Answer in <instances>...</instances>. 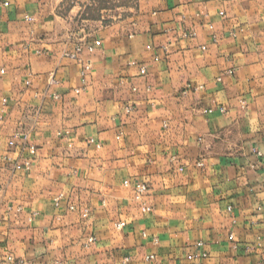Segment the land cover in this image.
Listing matches in <instances>:
<instances>
[{
    "label": "crops",
    "instance_id": "0c3cea01",
    "mask_svg": "<svg viewBox=\"0 0 264 264\" xmlns=\"http://www.w3.org/2000/svg\"><path fill=\"white\" fill-rule=\"evenodd\" d=\"M135 2L0 0V263L264 264V0Z\"/></svg>",
    "mask_w": 264,
    "mask_h": 264
},
{
    "label": "built area",
    "instance_id": "2783aa9c",
    "mask_svg": "<svg viewBox=\"0 0 264 264\" xmlns=\"http://www.w3.org/2000/svg\"><path fill=\"white\" fill-rule=\"evenodd\" d=\"M5 4H8V3H5ZM27 18L31 19L30 17H27ZM191 35H193V33ZM100 44H101V42L99 40H96L95 46L94 45H87V44H85L84 40H82V41H78L76 43L75 48H74L73 51H66L64 53V56L72 58V59H75L82 65L81 75H82V79H83L84 82L86 81V78H87L88 74L92 70V65L89 62L83 61V59L80 58V56H81L82 52L85 51V50L89 51V52H93L95 50L96 46L100 45ZM4 73H5V70L1 69L0 70V77ZM141 73L142 74H146V67L145 66L141 67ZM27 83L29 84L30 82L27 81ZM14 144H15L14 141H10V145H14ZM30 152H31L32 155H34L36 153V148L34 146H32L30 148ZM34 165H35L34 159L33 160L29 159L25 163V167L26 168H31ZM125 184L126 185H131L133 187L134 193H135L134 197L138 201L139 200H143L146 197V194L148 193V190H149V185L147 183H144V182L135 181V183L132 184L131 181L127 180V181H125ZM72 209H74V206H72ZM149 209H150V207H148L147 205L143 206V210L144 211H147ZM258 210L259 211H263L264 207L263 206H258ZM229 211H232V207H229ZM125 225H126L125 221H121V222L116 224L117 228H122ZM231 238L233 239L234 236L231 235ZM93 241H95V238L94 237H89L88 242H93ZM261 241H262V238L259 237L258 238V244L259 245H261ZM203 245H204L203 242H198L197 243V246H199V247H202ZM206 257H208V253L206 251H200L199 253L190 252L188 254V258L194 260L195 264H202L201 263V259L206 258ZM148 258L151 259V258H154V256L150 255ZM0 264H29V262L26 259H24V258L17 257L14 254H9V255L6 256V258L3 261H1Z\"/></svg>",
    "mask_w": 264,
    "mask_h": 264
},
{
    "label": "rangeland",
    "instance_id": "374dc122",
    "mask_svg": "<svg viewBox=\"0 0 264 264\" xmlns=\"http://www.w3.org/2000/svg\"><path fill=\"white\" fill-rule=\"evenodd\" d=\"M113 3V2H112ZM124 5H126V6H131V7H135L136 6V2H135V0H116V6L118 7V6H124ZM96 15V13L95 12H90V17H92V16H95ZM108 19V18H107ZM110 20V19H109ZM81 26V24H79V28H81L80 27Z\"/></svg>",
    "mask_w": 264,
    "mask_h": 264
}]
</instances>
